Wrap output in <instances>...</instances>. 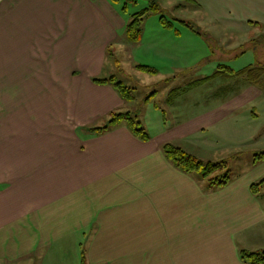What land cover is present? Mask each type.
<instances>
[{
    "label": "crops",
    "instance_id": "0c3cea01",
    "mask_svg": "<svg viewBox=\"0 0 264 264\" xmlns=\"http://www.w3.org/2000/svg\"><path fill=\"white\" fill-rule=\"evenodd\" d=\"M182 1L177 7L191 10L200 30L162 14L172 25L152 22L142 43L151 62L133 63L173 79L163 86L164 105L136 116L149 135L143 141L124 121L83 138L74 133L126 104L111 85L92 81L106 75L107 46L129 20L110 0H0V264H245L241 248L264 251V197L250 191L264 178V159L254 152L214 186L179 170L161 149L170 142L218 162L235 154L232 147L250 153L264 145V118L259 123L255 110L264 104V78L202 80L219 65L255 66L232 63L245 54L264 60V0ZM200 15L208 19L199 22ZM174 22L193 36L182 37ZM205 32L209 48L199 40ZM141 35L139 42L142 28ZM204 64L211 72L186 82V72ZM59 91L69 98L59 100ZM52 103L59 118L51 119L66 130L30 131L34 119L49 118ZM13 125L20 132L8 130ZM59 135L68 144L53 148Z\"/></svg>",
    "mask_w": 264,
    "mask_h": 264
},
{
    "label": "rangeland",
    "instance_id": "374dc122",
    "mask_svg": "<svg viewBox=\"0 0 264 264\" xmlns=\"http://www.w3.org/2000/svg\"><path fill=\"white\" fill-rule=\"evenodd\" d=\"M114 6L118 9V11L121 13L122 17L125 20H130L131 16L133 13L138 12L142 10L144 7L149 6V3L152 0H110ZM160 7L162 8L159 11L152 12L148 11L144 16V18L141 21L142 25V31L144 33V38L141 42H130L126 39V36L123 33H121V37L114 39L111 43L108 44L107 49L105 51V56L103 60V66H102V72L105 73L106 75H102L99 78L102 77H109L111 75H114L118 80H121L125 85L131 86L134 88V99L131 101H125L126 104L122 107V109L119 112H126L127 110L131 113V116H135V119L137 120V117L140 119L142 114H148L150 112H153V104H156L157 106H163L164 105V90L163 86L165 84H168L169 82H172V78L167 79L165 77H155L147 72H142L141 70H136L133 66L134 61L136 62H142V64H148V61L146 55L144 54L143 47L145 46L144 42H146L147 35L149 33V30H151V23L158 21L159 16L164 14L168 19L172 18H183L185 21H187L188 25H194V30L197 31L200 30L198 28L197 23L194 24V18H193V13L191 10H183L182 8H178V4L184 3L182 0H155ZM195 18L199 21H205L208 18L203 17V15L200 16H195ZM128 20V21H129ZM171 21V20H170ZM175 23V27L180 29L182 31L181 36L188 38L189 36H193L192 28H189L188 26H183L182 24H179L177 22ZM202 31L204 32V27L201 28ZM207 36L205 37L202 35L201 38H199L200 43L203 45H206L209 48V43L212 44L213 40L210 38V34L205 32ZM142 36V35H141ZM119 40V41H118ZM248 46L246 47V49ZM240 52L244 50L243 45L238 48ZM187 54L193 55V49H188ZM254 62V64H258V56L256 53H253V57L251 54H245L241 59L232 61L233 64L237 66H244L248 63ZM261 64H264V60H260ZM158 66L162 67H167L169 66V63L164 60H159L157 61ZM192 62L191 60L186 61V69L190 70L192 67ZM240 64V65H238ZM211 65V64H210ZM216 66V63L213 64V67ZM211 72L209 64H204L202 66H199L196 70H191L189 72H186V82H189L191 78H198L199 76L209 74ZM264 78V76H263ZM179 79V78H177ZM62 91L58 92V99L59 100H65L66 98H69L67 96L68 92L66 95L62 96L64 93H61ZM155 92V97L152 98L151 93ZM74 95H77V92L74 91ZM148 96H151L150 101L148 104H145L146 101L145 98L147 99ZM144 101V102H143ZM43 102L45 104V95L43 93ZM43 104V107L40 109L41 113L45 111V105ZM17 110V109H15ZM37 110V109H36ZM260 115L258 122L262 123L263 118H264V104L259 105L255 109ZM49 118H46V115L43 117H38V120H35L34 114H31L27 116V118L34 119V121L30 124V131H35L39 133H54L55 131H65L66 130V124L64 125L62 122H56L54 123L53 120L51 119L52 117H58L59 115L57 114L56 116V110H55V104L52 103L51 110H49ZM29 112H33V108L29 109ZM112 112H118V111H112ZM111 112V113H112ZM111 113L110 114H105L104 117L100 118L101 116L95 118L90 122V124H87L88 127H96V126H105V124H108V120L111 118ZM13 116L17 115V113H12ZM262 118V121H261ZM126 123L129 122L128 120L124 119ZM138 121V120H137ZM140 122V121H139ZM128 124V123H127ZM141 126V124H140ZM128 127V126H127ZM142 127V126H141ZM8 130H11L12 132H20V129L18 128L17 125L10 126ZM105 132V131H104ZM74 133L76 135H79L80 138L82 135H90L88 129H86L85 126H75L74 127ZM66 139L63 138V136L59 135L53 145V148H57L63 144H68L65 142ZM224 143L223 141H220V144ZM247 145H241L239 147H232L228 149V151H234V155L232 156L230 153L226 155V157H217L220 159L217 160H225L226 166L225 167H220L218 169L219 173H221V176L225 173L228 172V176L234 177L237 172L240 170H243L244 167L247 165L246 164V159L250 158L252 160L253 158V153H259L260 151L264 150V145H259V147H256L255 151H252V148H250V153H248ZM239 148V149H238ZM233 149V150H231ZM219 150V149H218ZM223 150V149H222ZM221 151V150H219ZM237 155L238 158H237ZM239 159V160H238ZM263 178V177H262ZM261 179V178H260ZM264 191V187L260 188V195H257L259 197H262ZM264 197V196H263Z\"/></svg>",
    "mask_w": 264,
    "mask_h": 264
},
{
    "label": "trees",
    "instance_id": "16d2710c",
    "mask_svg": "<svg viewBox=\"0 0 264 264\" xmlns=\"http://www.w3.org/2000/svg\"><path fill=\"white\" fill-rule=\"evenodd\" d=\"M159 5L155 0H152L149 3V6L143 8L142 10L135 12L132 14L131 19L127 22L124 34L126 36V39L130 42H138L141 35V21L145 17L144 15L148 11L156 12L159 11ZM161 10V9H160ZM159 21L163 27H170L171 21L166 19L165 16L161 15L159 17ZM184 22V21H183ZM188 25V23H186ZM189 26V25H188ZM137 69L149 72V73H155V69L152 67L137 64ZM232 73L235 75H244L246 78H248L252 82H258L261 81V78L264 75V64H256L255 66H248L243 67L242 69L238 71H234L233 69L225 66V65H219L217 67V70L212 73L210 76L202 79V80H208L215 78L216 76H220L222 74H228ZM92 81L96 84H109L111 85L119 94V96L125 100V101H131L134 99V88L131 86L125 85L121 80H118L114 75H111L109 77H93ZM124 119L128 120L129 122H125L130 131L137 136L139 139L146 141L149 139L148 133L145 131L143 127L140 126V122L135 119V116H131L130 112H112L111 118L108 120V124H105V126H96V127H86V129L89 130V132L99 134L102 133L115 124L123 121ZM161 149L167 159L171 161L179 170L185 172V173H196L201 178L206 179L208 184L214 185V186H223L229 181L228 172H225L222 176L221 173H219L218 169L220 167H225L226 162L218 161V162H204L198 157L186 152L181 147L167 142L162 144ZM255 159H264V151H260L259 153L255 154ZM264 187V178H261L259 181L253 182L250 184V191L254 195H260V188ZM264 196V191L263 194ZM259 197V196H258ZM239 257L245 264H264V251H251L244 248H241L239 250ZM84 264V262H83Z\"/></svg>",
    "mask_w": 264,
    "mask_h": 264
}]
</instances>
